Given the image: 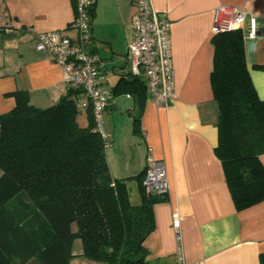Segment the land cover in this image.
I'll use <instances>...</instances> for the list:
<instances>
[{
    "label": "crops",
    "instance_id": "1",
    "mask_svg": "<svg viewBox=\"0 0 264 264\" xmlns=\"http://www.w3.org/2000/svg\"><path fill=\"white\" fill-rule=\"evenodd\" d=\"M135 0H95L90 49L102 61L101 85L111 93L121 76L129 75L127 42ZM171 22L175 98L157 107L147 97L133 112L121 113L114 98L103 113L110 145L105 150L114 179H126L131 201H139L138 179L150 154L162 161L168 181L165 200L153 206L155 229L147 237L146 264H176L177 249L186 264H259L264 254V202L237 211L220 160L218 105L210 73L214 47L215 9L236 7L246 12L239 28L244 39L247 69L258 97L264 100V0H151ZM73 0H0V115L15 105L16 90L28 93L30 103L49 107L67 94L60 66L35 49L37 35L68 28L74 17ZM79 124L87 123L83 93L76 97ZM264 165V155L259 157ZM136 191L132 190V187ZM176 225L177 231L174 229ZM75 229V228H73ZM177 235L179 240H177ZM79 240L74 260L82 258ZM76 245V250L74 246Z\"/></svg>",
    "mask_w": 264,
    "mask_h": 264
},
{
    "label": "trees",
    "instance_id": "2",
    "mask_svg": "<svg viewBox=\"0 0 264 264\" xmlns=\"http://www.w3.org/2000/svg\"><path fill=\"white\" fill-rule=\"evenodd\" d=\"M212 43L210 84L219 110L214 151L240 211L264 202V100L247 69L242 31L213 34ZM80 93L68 88L57 103L39 108L16 90L13 109L0 115V264H70L75 240L84 258L146 264L153 206L166 196L145 194L144 169L135 176L140 199L131 201L126 179L109 172L91 108L86 125L78 122ZM110 94L132 97L136 128L133 112L146 100L142 77L121 76Z\"/></svg>",
    "mask_w": 264,
    "mask_h": 264
},
{
    "label": "built area",
    "instance_id": "3",
    "mask_svg": "<svg viewBox=\"0 0 264 264\" xmlns=\"http://www.w3.org/2000/svg\"><path fill=\"white\" fill-rule=\"evenodd\" d=\"M95 0H75L74 17L68 28L75 37L61 31H48L37 35L35 49L49 53L60 66L69 88L82 90L85 102L82 108H91L94 129L107 148L110 135L105 131L103 113L110 104L112 95L101 85V58L90 49L91 11ZM135 13L131 17V37L127 42L130 55L129 72L141 76L146 85V97L157 107L167 105L175 98V74L172 64L171 22L166 12H158L151 0H135ZM246 12L236 7L218 6L213 15L212 33L218 34L240 28ZM1 36V32H0ZM142 186L146 195L165 197L168 181L162 161L150 154L146 158ZM176 225H174L175 231ZM177 240L179 236L177 235ZM176 264H186L182 253L177 249Z\"/></svg>",
    "mask_w": 264,
    "mask_h": 264
},
{
    "label": "water",
    "instance_id": "4",
    "mask_svg": "<svg viewBox=\"0 0 264 264\" xmlns=\"http://www.w3.org/2000/svg\"><path fill=\"white\" fill-rule=\"evenodd\" d=\"M114 98V107L119 110L121 113H124L127 109L133 107V99L130 95H120L113 96Z\"/></svg>",
    "mask_w": 264,
    "mask_h": 264
},
{
    "label": "rangeland",
    "instance_id": "5",
    "mask_svg": "<svg viewBox=\"0 0 264 264\" xmlns=\"http://www.w3.org/2000/svg\"><path fill=\"white\" fill-rule=\"evenodd\" d=\"M81 112V111H80ZM80 115V114H79ZM78 122H79V120H78ZM80 123V122H79ZM132 187V186H131ZM132 190H134V191H136V189H134V186L132 187ZM73 228H75V226H73ZM80 243V242H79ZM78 243V244H79ZM79 247H78V249L80 250L81 249V247H80V244L78 245ZM76 245L74 246V250H76ZM28 264H39L37 261H35V260H31L30 262H28ZM70 264H105V263H103V262H97V261H93V260H90V259H87V258H84V257H82L81 259H79V260H74V259H72L71 261H70Z\"/></svg>",
    "mask_w": 264,
    "mask_h": 264
}]
</instances>
